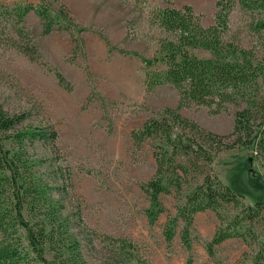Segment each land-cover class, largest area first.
Returning a JSON list of instances; mask_svg holds the SVG:
<instances>
[{
	"label": "rangeland",
	"instance_id": "obj_1",
	"mask_svg": "<svg viewBox=\"0 0 264 264\" xmlns=\"http://www.w3.org/2000/svg\"><path fill=\"white\" fill-rule=\"evenodd\" d=\"M216 1L53 2L54 9L64 5L74 22L87 28L78 35L55 12L51 15L58 25L49 34L42 33L34 8L46 0H0V106L9 114L25 115L23 126H50L56 131V150L48 142H36L30 154L40 161L42 175L64 190L65 212L73 223L76 220L75 231L87 264H105L119 257V239L135 247L127 254L139 258L140 264H250L257 242L264 239L261 218L249 227L256 241L227 239L215 246L214 256L209 257L204 242L209 241L220 221L214 212L206 210L193 216L188 249L179 237L184 226L180 219L174 237L165 241L162 229L167 217L176 216L187 188L201 182L202 175L194 166L182 193L159 195L166 213L152 225L145 217L149 202L140 186L155 171L152 152L157 139L135 146L131 131L170 108L207 131L227 135L235 111L245 106L242 101L226 103L220 110L214 105L180 106L173 86L157 84L149 89L146 85L148 72L163 70L162 64L152 61L158 40L170 38L151 22V12L189 6L200 15L201 24L209 27L214 22ZM25 6L29 11L20 17L19 10ZM261 21L264 10L248 11L235 0L222 40L249 50L264 71V30L255 25ZM71 34L80 40L73 41ZM25 37L36 47L37 62L16 48L25 45ZM194 54L209 56L201 50ZM54 71L63 75L65 88L58 84ZM259 85L260 93H264V77ZM249 154L237 147L223 150L205 168L241 194L243 204L264 200V184L255 178L264 179V160L251 161ZM232 213L230 203L220 209L223 218ZM129 264H136V260Z\"/></svg>",
	"mask_w": 264,
	"mask_h": 264
},
{
	"label": "trees",
	"instance_id": "obj_2",
	"mask_svg": "<svg viewBox=\"0 0 264 264\" xmlns=\"http://www.w3.org/2000/svg\"><path fill=\"white\" fill-rule=\"evenodd\" d=\"M53 2L57 0H46L34 8L43 34H49L58 25L52 12L65 24L69 23L76 34L86 32L87 28L76 24L64 5L56 10ZM234 2L217 0L214 22L209 27L201 24L200 15L194 14L189 6L154 9L151 22L170 38L158 40L152 61L162 64L163 70L148 72L146 82L149 89L157 84L173 86L180 106L214 105L220 110L225 109L226 103L244 102L245 106L234 113L231 132L212 133L167 108L130 133L135 146L157 139L152 152L155 171L140 186L148 198L145 217L150 225L166 213L159 195L182 193L192 166L202 175L200 183L187 188L183 202L176 208V216L167 217L162 234L165 241H171L180 219L184 226L179 237L188 249L193 216L212 211L220 225L209 241L204 242L209 257L214 256L215 246L227 239L256 241L249 227L261 218L264 238V200L243 204L241 194L205 172L219 152L236 147L250 151L251 161L264 160V93H260L259 85L264 77L263 68L249 50L222 40ZM239 3L248 11L264 10V0H239ZM19 11L22 17L29 8L25 6ZM255 25L256 29L264 30V21ZM71 37L75 42L80 40L72 34ZM25 38V45H14L29 60L37 62L36 47ZM196 50L206 51L209 56L198 57L194 54ZM54 75L65 88L63 75L58 71ZM24 120L25 115L9 114L0 106V264H87L81 253L79 233L75 231L76 220L73 223L65 212L64 190L54 186L49 176L42 175L40 161L30 154L36 142H48L56 150L57 133L50 126H23ZM259 181L264 184L262 176ZM229 203L233 205V213L223 218L220 209ZM125 241L119 239L120 256L105 264H129L132 260L140 264L139 258L127 254L135 247ZM250 264H264V239L257 242Z\"/></svg>",
	"mask_w": 264,
	"mask_h": 264
},
{
	"label": "water",
	"instance_id": "obj_3",
	"mask_svg": "<svg viewBox=\"0 0 264 264\" xmlns=\"http://www.w3.org/2000/svg\"><path fill=\"white\" fill-rule=\"evenodd\" d=\"M256 179H258V180H259V179H260V177H259V176H256Z\"/></svg>",
	"mask_w": 264,
	"mask_h": 264
}]
</instances>
